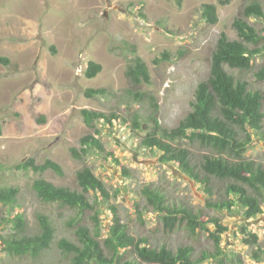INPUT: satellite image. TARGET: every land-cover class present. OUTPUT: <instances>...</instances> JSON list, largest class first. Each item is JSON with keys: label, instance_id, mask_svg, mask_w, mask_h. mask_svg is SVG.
I'll return each instance as SVG.
<instances>
[{"label": "rangeland", "instance_id": "obj_1", "mask_svg": "<svg viewBox=\"0 0 264 264\" xmlns=\"http://www.w3.org/2000/svg\"><path fill=\"white\" fill-rule=\"evenodd\" d=\"M264 0H0V189L15 188V205L0 202V234L13 233L11 219L23 214L30 231H38L37 215H46L56 233L51 248L40 257L9 256L0 244V264H71L57 246L65 238L77 243L75 228L68 222L78 221L93 230L94 210L80 213L56 203L41 201L33 189L39 179L81 191L76 174L84 166L104 182L109 200L91 196L101 212L103 238L112 224L115 207L128 233L146 238L153 247L166 246L176 251L181 246L193 248L194 257L212 251L213 243L206 232L190 234L184 227L172 233L163 229L157 212L147 203L143 190H160L175 206L205 209L208 199L226 197L230 181L211 178V192L186 176L177 164H162L158 150L144 149L140 142L151 129L155 114L165 128H175L192 109L197 86L209 77L211 58L220 36L238 39L234 21L245 6ZM218 7L219 21L206 22L201 8ZM259 34L258 54L251 70L230 71L249 83L264 96V83L255 73L264 68V17L251 18ZM254 49L253 46H251ZM149 67L151 83L131 88L126 70L135 56ZM102 66L93 79L85 76L88 63ZM88 89L105 93L87 97ZM146 95L140 101L133 92ZM83 109L117 115L112 125L96 122L87 126ZM264 111V104H263ZM137 119L142 129H135ZM98 131V132H96ZM93 135L100 139L104 152L91 148L81 160L70 149L81 151V139ZM195 163L200 164L212 153L198 144L183 143ZM112 153L119 165L106 155ZM34 159L37 165L52 160L64 176L53 171L36 173L19 169ZM246 159L264 168V122L259 135H253ZM126 170L123 174L121 167ZM213 195V196H212ZM263 213L254 220L244 218L238 208L222 212L206 211L220 218L228 228L222 247L232 264H264L253 259V252L264 251ZM246 226V232L241 228ZM214 230V227H211ZM256 234L258 243H245ZM139 263L130 251L121 261ZM204 264H219L207 261Z\"/></svg>", "mask_w": 264, "mask_h": 264}, {"label": "trees", "instance_id": "obj_2", "mask_svg": "<svg viewBox=\"0 0 264 264\" xmlns=\"http://www.w3.org/2000/svg\"><path fill=\"white\" fill-rule=\"evenodd\" d=\"M231 0H220V5H228ZM203 19L211 25L219 21L218 7L205 4L201 8ZM264 17V9L259 2H252L244 7L242 14L234 21L238 39L232 40L222 34L211 58L209 77L198 84L192 109L175 128H165L153 114L150 117L151 129L143 136L140 145L144 149L158 150L159 161L162 164H177L179 169L197 184L211 192L210 179L218 178L230 181L226 189V197L208 199L205 209L194 210L188 206L171 204L164 193L158 189L146 187L143 190L147 203L157 212L163 229L172 233L177 228L184 227L190 234L206 232L213 243L212 251H204L198 258L194 257L193 248L181 246L176 251L169 247H153L146 238L131 236L122 224L117 210L111 206L113 218L106 238H103L101 212L92 203L91 196L98 203V198L109 200V192L88 166H84L77 174V183L81 191L72 190L39 178L33 184L38 198L45 203H56L63 208L78 209L80 213L93 211L94 227L80 224L78 221L68 222L75 228L77 243L61 239L57 246L60 251L71 259V264H120L125 254L132 251L141 264H204L214 261L219 264H232L223 247V235L228 228L220 218L210 216L206 211L222 212L234 210L238 205L244 218L254 220L263 213L264 204V168L246 159V153L253 142V135H259L264 122V96L258 90L249 87V83L239 76L230 73H244L252 69L253 61L258 54L259 34L249 19ZM254 47V49L251 48ZM0 62L8 64L9 60L0 58ZM102 66L93 61L88 63L85 76L95 78ZM126 77L133 89L151 83V74L146 62L135 56L126 70ZM258 81L264 83V68L255 73ZM104 89H88L87 97L104 94ZM140 101L146 95L140 91L133 92ZM81 114L87 126L93 128L96 122L112 125L122 118L117 115H106L83 109ZM135 129H142L140 122L133 121ZM98 132V131H96ZM183 143L198 144L212 154L205 156L200 164L194 162L191 151ZM81 151L70 149L71 155L81 160L93 148L98 153L104 152L100 139L93 135L81 139ZM111 157L119 165L112 153ZM19 169L32 170L36 173L53 171L58 176H64L62 167L52 161L37 165L34 159L22 163ZM124 175L126 170L120 166ZM18 190L15 188L0 189V202L15 205ZM213 196V195H212ZM38 231L30 234V228L23 214H16L11 219L13 233L9 236L0 234V244L9 256L17 258L40 257L48 251L55 239L56 229L46 215H37ZM211 227H214L212 230ZM246 232V226L241 228ZM251 239L245 243H258L256 234H249ZM258 263L264 261V251L256 250L252 254ZM123 264H130L123 261ZM139 264V263H132ZM238 264H243L241 260Z\"/></svg>", "mask_w": 264, "mask_h": 264}]
</instances>
